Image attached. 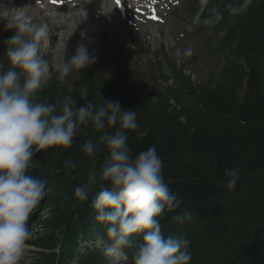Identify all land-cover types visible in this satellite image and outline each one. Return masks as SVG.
<instances>
[{
  "label": "clouds",
  "instance_id": "obj_1",
  "mask_svg": "<svg viewBox=\"0 0 264 264\" xmlns=\"http://www.w3.org/2000/svg\"><path fill=\"white\" fill-rule=\"evenodd\" d=\"M253 2L237 0L225 7L231 15H243ZM211 3L197 0L198 9L189 20L188 31L214 27L221 21L223 13L219 6L209 7ZM8 7L0 3L4 30H14V35L3 41L11 67L0 71V264H20L32 236L29 218L48 194L47 182L28 174L33 157L55 146L71 147L75 137L88 135L83 129L89 125L100 135L81 145L83 154L95 159L106 151L107 156L99 171L89 170L74 196L84 202L91 195L95 220L110 241L106 251L127 260L124 250L133 248L136 234H143L142 242L131 252V264H189V239L165 237L157 219L166 209L171 212L181 204L165 182L162 157L155 146L133 156L127 143V130L138 128L136 111L122 110L119 101L104 97L103 104H94L86 99V88L80 92V99L85 100L82 106L71 97L58 104L37 102V92L53 73L62 81L74 70L90 67L97 57L81 42L73 55L61 61L44 58L51 41L49 24L35 21L32 6L11 7L12 14L5 15ZM154 36L177 67L195 52L191 44L181 49L171 37L162 38L158 31ZM64 167L74 170L77 164L65 160ZM225 176L221 186L234 189L241 179V169H226ZM173 219L190 220L191 214Z\"/></svg>",
  "mask_w": 264,
  "mask_h": 264
},
{
  "label": "rangeland",
  "instance_id": "obj_2",
  "mask_svg": "<svg viewBox=\"0 0 264 264\" xmlns=\"http://www.w3.org/2000/svg\"><path fill=\"white\" fill-rule=\"evenodd\" d=\"M3 3L7 1L4 0ZM228 3H236V0H212L209 7L219 6L224 15L225 5ZM197 9V0H180L177 7L167 16L165 24H145L140 26V31L135 28L138 25L125 28L123 27L125 23L117 26L110 21L108 27L103 24L88 26L87 34H92L94 39L91 40L92 44L87 40L83 43L89 48L90 53L98 56L103 62L105 58L113 59L112 64L114 65L111 67L117 64L118 66L114 68L120 75L123 70L129 72V69L135 68L133 73L129 72V75L124 72L121 78L113 81L115 83L113 84L111 80H104L102 69L105 64L98 60L80 74L79 70H74L62 81L57 78V73H53L52 78L37 92L36 97H41L35 100L58 104L65 97H71L77 100V106H82L85 100L80 99V92L86 88L89 93L86 99L94 104H103L104 98L119 101L122 110L134 109L137 113L138 128L127 130V143L133 156L155 146L163 159L164 179L168 177L167 175L171 176V172L176 173L177 178L186 180L191 177L202 180L204 176L211 179L213 173L208 169V149L217 143L224 144L226 139L223 138L218 142L220 133L203 132L195 126L192 117L201 111H213V109L218 114L222 112L227 115L228 107L241 102L249 94L251 78L248 75L246 58L238 48L239 40L236 39V33L232 31L228 35L231 39L219 43L225 35H222L218 28L226 29L230 25L233 26L234 21L231 20V15L222 16L223 21L214 27H199L188 31L189 20L195 15ZM43 12L47 15L46 21L51 24L52 35L60 34L58 29L59 25H62L60 22L61 9L49 6ZM7 13L12 14V12H4L5 15ZM54 13L58 15L55 20ZM82 20L79 18L72 25L76 36L82 31V25H85L82 24ZM1 21L3 20L0 19ZM157 31L162 38L171 37L176 46L181 49L191 44L195 49L194 54L177 67L175 61L169 57L168 50L163 43L156 40L154 32ZM12 35H14V30L5 31L4 25H0V48H3V51L6 49L3 41ZM81 42L82 38L78 36L77 42L72 43L73 48L65 58L73 55L76 46ZM50 46L53 47V44L50 43ZM99 50H103L104 53ZM47 51L44 53V58L48 56ZM101 54H104V57ZM261 59L260 56L257 57L259 62ZM50 61L58 62L56 59ZM129 61L132 64L128 63ZM4 68H7L5 64L0 71H6ZM92 71H94L93 75ZM258 84L260 85L259 82ZM77 86L79 92L71 95L73 88ZM83 131H86L88 135L81 134L75 137L71 147L56 146L54 150L47 149L50 156H47L45 151L41 153L45 162H48L47 157L49 158L50 162L46 166L53 168L51 171L58 170L55 165L51 164V161L62 163L65 159L72 160L76 164L79 159L81 164L86 161L85 159H90L89 165H77L76 169L71 171L78 177L85 175L91 169L99 171V165L103 163L107 152L98 153L95 159L89 158L83 154L80 141L81 138L85 141L95 140L100 133L95 132L90 125ZM109 131H114V129H109ZM185 136H190L189 140ZM189 143L193 146H189ZM170 151L175 156L172 159L168 157L171 156ZM72 155L75 158L69 159ZM178 156L179 159H177ZM169 160L176 163L167 162ZM221 180L222 178L213 175V182ZM183 216L184 213L180 217ZM183 220L185 224H190L188 219ZM236 228L238 229L234 225V234L223 239L227 241V245L221 246L216 252L224 256V260L218 264H243L242 260L232 252L234 248L230 246L231 241L232 244H236L235 234L237 241L241 239L237 236ZM35 251V247L27 245L21 262L31 264ZM206 254L205 250L201 253L199 264H206ZM191 259H195V256H191Z\"/></svg>",
  "mask_w": 264,
  "mask_h": 264
},
{
  "label": "trees",
  "instance_id": "obj_3",
  "mask_svg": "<svg viewBox=\"0 0 264 264\" xmlns=\"http://www.w3.org/2000/svg\"><path fill=\"white\" fill-rule=\"evenodd\" d=\"M227 14L229 12L226 10L223 16ZM231 20L234 21L233 26L230 25L226 29L218 28L222 35H225L219 43L231 39L228 35L232 31L236 33V39L239 40L238 48L246 58L248 75L251 78L250 92L241 102L228 107L227 115L222 112L218 114L213 109L201 111L192 117L195 126L203 132L220 133L218 142L226 139L224 144L217 143L209 147L207 153L208 169L222 180L213 182V175L211 179L204 176L202 180L193 177L186 180L177 178L176 173L171 172L172 175H167L165 182L181 200V204L174 211L166 209L157 218L163 225L165 222L173 224L178 223L173 217L179 216L181 211L190 213L191 219L188 220L190 224L187 223L189 228L187 227L185 231L193 236L195 259L200 260L201 253L206 251V264H218L224 260V256L216 252L221 246L227 245V241L223 239L234 234L235 225L238 227L237 236L241 239L237 241L236 234L234 235L236 244H232L231 241L230 246L234 248L232 252L243 264H264V0H254L245 14L231 15ZM2 53L0 50V58L3 56ZM259 56L262 58L260 62L257 60ZM105 73L107 76L110 75L109 80L113 84H115L113 81L123 75L110 66ZM185 138L189 140L190 136ZM80 142L83 144L85 139L81 138ZM188 145L193 146L190 143ZM47 151L46 149L45 152ZM41 153L33 157L28 174L47 182L48 194L45 197L47 199L45 204L52 210L48 218L40 221L44 228L43 232L38 233L31 241L41 249L37 252L35 264H70L75 258L78 241L86 230L83 222L88 219L91 198L84 204L81 202L76 205L77 210L73 212V205L68 202V206L64 208L63 201L57 200L55 194H60L61 198L66 197L65 200L73 199L74 190L79 184L77 179L86 180L88 171L78 177L71 172L74 170L65 171L64 162L58 161H51V164L59 171H51L53 168L46 166L50 162L49 158L47 157L48 162H45ZM170 155L169 159L175 157L172 151ZM47 156H50L49 152ZM72 158L75 157L72 155L69 159ZM179 158L178 156L177 159ZM79 160H77L79 166L89 165L91 162L90 159H85L86 161L81 164ZM167 162L176 163L172 160ZM230 168L241 169V179L231 190L221 186L226 179L225 170ZM91 212L93 214L92 209ZM92 218H95V215L88 220ZM178 221L182 223L181 220ZM78 262L92 264V257L83 256Z\"/></svg>",
  "mask_w": 264,
  "mask_h": 264
},
{
  "label": "bare ground",
  "instance_id": "obj_4",
  "mask_svg": "<svg viewBox=\"0 0 264 264\" xmlns=\"http://www.w3.org/2000/svg\"><path fill=\"white\" fill-rule=\"evenodd\" d=\"M32 1V0H31ZM33 2V1H32ZM34 3V2H33ZM93 8H98V9H101L103 12H104V14H103V16H105L106 18H109L110 17V15L113 17V16H115V18L119 21V22H122V20L119 18V16H118V13H117V11H116V8H115V6H114V4L112 3V2H102V3H98V5H97V7L96 6H94ZM68 9H70V8H66V11L68 10ZM72 9V8H71ZM74 10H76V12L78 11L77 9H74ZM96 11H97V9H96ZM96 11H95V13H96ZM95 13L93 12V14L95 15ZM69 14H71V10H68L65 14H64V16H63V18H62V20H63V23H64V28H63V30H66V26H67V24L69 23V19H68V16H69ZM78 15H80V14H78Z\"/></svg>",
  "mask_w": 264,
  "mask_h": 264
},
{
  "label": "snow or ice",
  "instance_id": "obj_5",
  "mask_svg": "<svg viewBox=\"0 0 264 264\" xmlns=\"http://www.w3.org/2000/svg\"><path fill=\"white\" fill-rule=\"evenodd\" d=\"M52 2L55 4V3L61 2V0H52ZM115 4L117 7L123 8L125 5V0H115ZM151 19L159 20V17L154 14L151 16Z\"/></svg>",
  "mask_w": 264,
  "mask_h": 264
}]
</instances>
